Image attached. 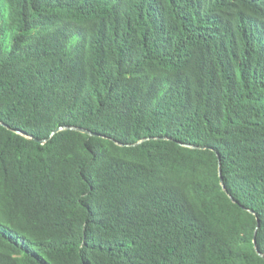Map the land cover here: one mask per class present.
Returning <instances> with one entry per match:
<instances>
[{
    "label": "trees",
    "instance_id": "1",
    "mask_svg": "<svg viewBox=\"0 0 264 264\" xmlns=\"http://www.w3.org/2000/svg\"><path fill=\"white\" fill-rule=\"evenodd\" d=\"M0 264H264V0H0Z\"/></svg>",
    "mask_w": 264,
    "mask_h": 264
},
{
    "label": "water",
    "instance_id": "2",
    "mask_svg": "<svg viewBox=\"0 0 264 264\" xmlns=\"http://www.w3.org/2000/svg\"><path fill=\"white\" fill-rule=\"evenodd\" d=\"M67 127H68V126H66V125H65V126H59V127L55 128L54 131H56V130H58V129H60V128H67ZM69 127L75 128L76 130H79V131H82V132H87V133L93 134V132H90V131H88L87 129L82 128V127H76V126H69ZM218 173H219V178H220V183H221V185H222V189H223L225 192H227L225 186H224L223 183H222V179H221V177H220V169H218ZM228 196H229V198H230L232 201H235V200L232 198L231 195H228ZM256 226H258V220H257V222H256ZM253 243L255 244V238H254V237H253ZM254 248H255L257 254L261 255V253L258 251V249H257V247H256L255 245H254Z\"/></svg>",
    "mask_w": 264,
    "mask_h": 264
}]
</instances>
